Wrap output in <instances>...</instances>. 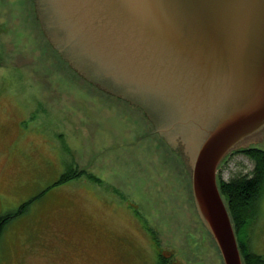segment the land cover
<instances>
[{
    "label": "rangeland",
    "instance_id": "374dc122",
    "mask_svg": "<svg viewBox=\"0 0 264 264\" xmlns=\"http://www.w3.org/2000/svg\"><path fill=\"white\" fill-rule=\"evenodd\" d=\"M32 1L0 0V264H223L166 143L55 56ZM228 156L217 179L254 169ZM261 198L247 237L264 255Z\"/></svg>",
    "mask_w": 264,
    "mask_h": 264
},
{
    "label": "water",
    "instance_id": "95a60500",
    "mask_svg": "<svg viewBox=\"0 0 264 264\" xmlns=\"http://www.w3.org/2000/svg\"><path fill=\"white\" fill-rule=\"evenodd\" d=\"M32 7L68 69L143 112L184 170L223 264H244L217 175L234 151L264 145V0H33Z\"/></svg>",
    "mask_w": 264,
    "mask_h": 264
},
{
    "label": "trees",
    "instance_id": "16d2710c",
    "mask_svg": "<svg viewBox=\"0 0 264 264\" xmlns=\"http://www.w3.org/2000/svg\"><path fill=\"white\" fill-rule=\"evenodd\" d=\"M239 153L248 157L253 162L254 169L246 173V175L237 176L230 181H224L218 176V186L222 198L226 202L225 204L233 221L235 232L238 235L239 249L240 253H243L245 263L264 264V255H259L252 250L250 236H253V232L248 231V227L256 221L257 208L264 192V149L255 146L241 150ZM69 175L66 172L56 184H65V182L72 179ZM5 219L0 220V231L5 223ZM248 233L250 236L247 237ZM208 234L210 235V233ZM162 260H165L164 257L161 258L160 263H163Z\"/></svg>",
    "mask_w": 264,
    "mask_h": 264
},
{
    "label": "flooded vegetation",
    "instance_id": "af4514ba",
    "mask_svg": "<svg viewBox=\"0 0 264 264\" xmlns=\"http://www.w3.org/2000/svg\"><path fill=\"white\" fill-rule=\"evenodd\" d=\"M262 133V132H261ZM258 137V136H257ZM257 137H255V138H257ZM250 148H252V147H250ZM240 151V150H239ZM234 154H239V152L238 151H234V153H232L231 155H229V156H234ZM229 156H228V158H229ZM227 158V159H228ZM221 169V168H220ZM218 175H219V173H218Z\"/></svg>",
    "mask_w": 264,
    "mask_h": 264
},
{
    "label": "bare ground",
    "instance_id": "6f19581e",
    "mask_svg": "<svg viewBox=\"0 0 264 264\" xmlns=\"http://www.w3.org/2000/svg\"><path fill=\"white\" fill-rule=\"evenodd\" d=\"M246 149H249V148H246ZM243 150V149H242ZM219 185V184H218Z\"/></svg>",
    "mask_w": 264,
    "mask_h": 264
}]
</instances>
